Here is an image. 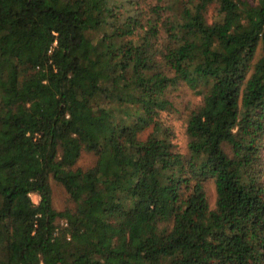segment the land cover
<instances>
[{"label": "trees", "instance_id": "16d2710c", "mask_svg": "<svg viewBox=\"0 0 264 264\" xmlns=\"http://www.w3.org/2000/svg\"><path fill=\"white\" fill-rule=\"evenodd\" d=\"M0 264H264V0H0Z\"/></svg>", "mask_w": 264, "mask_h": 264}, {"label": "rangeland", "instance_id": "374dc122", "mask_svg": "<svg viewBox=\"0 0 264 264\" xmlns=\"http://www.w3.org/2000/svg\"><path fill=\"white\" fill-rule=\"evenodd\" d=\"M170 95L174 101L175 109H177V111L171 115L170 120L176 131L177 142L182 145L184 139L182 115L186 113L188 108L196 106L199 102V98L198 96L192 94L184 86L171 89ZM80 162L83 166H85L91 163V158L89 156H83ZM50 184L52 188L53 205L55 208L59 209L63 206V195L61 193V189L53 182ZM30 198L33 202L38 200V196L35 194H30ZM209 198L210 202H212L213 195H209Z\"/></svg>", "mask_w": 264, "mask_h": 264}]
</instances>
